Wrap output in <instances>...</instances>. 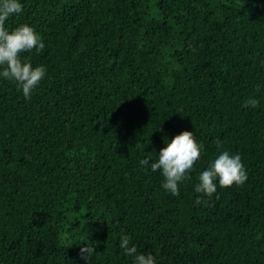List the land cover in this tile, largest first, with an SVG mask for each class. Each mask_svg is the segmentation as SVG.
I'll list each match as a JSON object with an SVG mask.
<instances>
[{
  "label": "trees",
  "instance_id": "obj_1",
  "mask_svg": "<svg viewBox=\"0 0 264 264\" xmlns=\"http://www.w3.org/2000/svg\"><path fill=\"white\" fill-rule=\"evenodd\" d=\"M22 2L47 73L0 81V264H131L121 230L157 264H264V0ZM182 133L204 149L172 197L138 161ZM217 137L247 179L194 203Z\"/></svg>",
  "mask_w": 264,
  "mask_h": 264
},
{
  "label": "clouds",
  "instance_id": "obj_2",
  "mask_svg": "<svg viewBox=\"0 0 264 264\" xmlns=\"http://www.w3.org/2000/svg\"><path fill=\"white\" fill-rule=\"evenodd\" d=\"M255 3V0H254ZM256 6L264 7V4ZM22 0H0V81L13 82L25 99H29L47 73L43 64L33 65L23 55L32 50L45 47L39 32L27 23H19L12 28L6 26L9 17L22 14ZM264 64V60L261 61ZM260 87V85H257ZM243 103L255 108L259 99L248 96ZM163 132V129H157ZM217 151L207 161L206 167L198 171L194 191L197 195L194 203L202 199H211L219 187L240 186L245 183L248 173L245 170L239 152H230L222 148L223 141L215 138ZM204 146L195 140L191 133L165 137L164 146L154 156L146 155L139 159L138 167L158 172L162 178L161 188L172 197L180 195V186L191 179V173L201 160ZM152 153V152H149ZM119 250L130 258L131 264H157L151 253L137 251V245L131 243V235L121 230L118 237ZM94 246L81 244L79 255L84 264H92Z\"/></svg>",
  "mask_w": 264,
  "mask_h": 264
}]
</instances>
